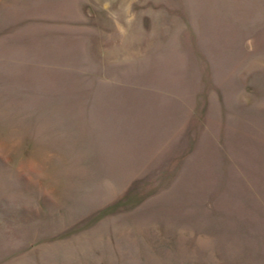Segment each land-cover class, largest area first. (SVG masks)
Returning a JSON list of instances; mask_svg holds the SVG:
<instances>
[{"label": "rangeland", "instance_id": "rangeland-1", "mask_svg": "<svg viewBox=\"0 0 264 264\" xmlns=\"http://www.w3.org/2000/svg\"><path fill=\"white\" fill-rule=\"evenodd\" d=\"M0 264H264V0H0Z\"/></svg>", "mask_w": 264, "mask_h": 264}]
</instances>
